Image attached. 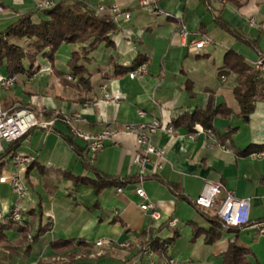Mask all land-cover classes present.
Returning a JSON list of instances; mask_svg holds the SVG:
<instances>
[{
  "label": "crops",
  "instance_id": "0c3cea01",
  "mask_svg": "<svg viewBox=\"0 0 264 264\" xmlns=\"http://www.w3.org/2000/svg\"><path fill=\"white\" fill-rule=\"evenodd\" d=\"M42 0H0L6 7L0 14V32L15 23L21 15L35 12ZM55 4L61 0H49ZM117 5L131 15L115 22L117 31L112 36L114 46L99 48L90 53L89 62H81L89 85L70 86L61 82L55 71L73 77L68 67L72 54L88 44L62 45L51 63L39 56L34 63L45 70L32 79L27 73L18 76L13 88L0 90V101L7 110L27 109L33 112L40 125L13 144H3L0 152V176L12 149L35 157L26 179L30 187L29 199H17L7 184L0 183V212L8 213L19 206L25 213L26 225L34 235L39 226L49 230L39 239L26 245L14 256L0 249V264H168L171 258L181 264H222V254L232 241L238 247L249 249L251 260L264 264V152L239 157L235 150H245L252 144L264 145V95L258 97L255 112L240 116V107L234 97L237 75L222 74L224 57L230 50L243 55L249 66L264 56V0H210V9L201 0H158L161 15H155L138 6L135 0H88L86 6L94 10ZM166 13L172 14L168 17ZM42 18L41 12L35 19ZM218 20V22H217ZM227 25L231 31L219 26ZM187 36H181L182 26ZM206 40L202 49L193 51V42ZM145 58L148 72L144 77L130 79L121 75L116 65L130 68ZM28 65V63H27ZM33 70V69H32ZM185 74H183V72ZM0 77H8L5 68ZM76 79V78H75ZM77 80V79H76ZM190 81L196 95L191 98L185 90ZM72 82V81H70ZM107 85L118 100L102 99L101 86ZM212 99L214 107L225 104L233 110L230 119H215L212 135L199 127L189 136L182 128L174 129L172 122L197 108L205 109ZM55 115H80L87 120V128L100 133L105 127L117 130L105 149L94 158L86 154V144L70 134V127ZM143 112L144 117L139 116ZM160 120L163 128L152 137L153 145L163 152L162 159L151 157L143 176L157 174L158 180L128 184L119 189L106 190L102 196L87 185H74L62 173H70L94 180L95 175L85 169L77 153L63 136L74 144L97 170L120 178L141 175L135 163L136 137L124 130L128 125L148 124ZM54 120V121H53ZM53 121L50 128L45 125ZM172 128V132L168 131ZM162 164V169L157 165ZM44 168L43 175L39 169ZM222 184L237 198L251 200V222L238 231L223 230L222 238L206 245L204 237L192 241L193 229L189 222L209 229L202 210L194 202L206 184ZM142 186L151 202L161 213V220L153 222L150 214L140 209L141 201L135 193ZM223 195L217 200L222 201ZM99 204L100 208L95 206ZM178 219L171 227L169 220ZM20 227L6 235L12 245H18ZM167 239L178 232L180 237L168 250L167 259L143 251L141 235L153 231ZM57 240H82L90 245L89 252L74 256L76 249H52ZM98 241L104 245L97 247ZM118 243H129V248ZM29 246V250H25Z\"/></svg>",
  "mask_w": 264,
  "mask_h": 264
},
{
  "label": "trees",
  "instance_id": "16d2710c",
  "mask_svg": "<svg viewBox=\"0 0 264 264\" xmlns=\"http://www.w3.org/2000/svg\"><path fill=\"white\" fill-rule=\"evenodd\" d=\"M201 1L210 9V0ZM87 2L88 0H61L51 9H36L35 12L21 15L15 23L0 32V70L5 68L8 77L23 75L32 71L34 63L39 56L53 63L62 45L88 44L80 52H74L68 62V67L77 79L76 83L67 81L61 73L55 71L63 84L79 86L82 83L87 87L90 84L85 77L88 72L81 62L91 61L88 58L89 54L96 51L101 44H105L106 47L114 46L112 36L117 31L115 18L111 14H97L86 6ZM40 12L42 18L40 20L35 19V15ZM218 24L224 29L231 31L227 25L221 22ZM145 61V58H139L130 68L116 65L115 69L117 72H120L119 74L126 75L144 64ZM182 72L185 74L184 71ZM227 73L237 75V86L234 88V97L240 107V116L252 115L255 112L258 97L264 95V77H261L253 67L247 64L243 55L234 50L228 51L224 57V67L221 75ZM185 90L191 98L196 97L190 81L186 82ZM233 114V110L225 104L214 107L212 99H210L205 109L197 108L192 114L180 116L172 122V127L174 129L182 128L189 136H192L198 133L199 127L204 130H213L215 119H230ZM46 116L50 119L56 118L62 120L53 111L47 112ZM63 137L82 160L83 167L91 171L96 178L92 180L70 173H62L63 176L74 185L92 186L98 197L111 188L119 189L128 184H140L141 181L146 180L161 181V178L157 174L150 176L139 175L135 179L105 174L91 165L90 161L83 154L84 151L74 144L73 139L66 136ZM15 149L11 151L14 150L15 152ZM235 152L239 157H249L253 154L263 153L264 145L252 144L245 150H235ZM39 171L42 175L46 173L44 168H40ZM95 208L99 209V204ZM23 215L32 216L33 211L23 213ZM203 216L210 227L209 229H204L196 223L189 222V225L193 229L192 241L195 242L198 238L204 237L206 245H213L222 238L224 230L222 222L216 215L209 216L203 213ZM17 226L20 227L19 230L22 233V237L18 245H12L8 241L6 233L15 227L17 228ZM240 228L232 227L229 229L238 231ZM47 230H49V225L43 227L40 225L37 232L30 236L31 229L29 225L23 226L16 223L5 225L0 223V248L9 252L12 258L26 245L28 240L31 243L36 242ZM179 237L180 234L176 232L171 238H159L154 233V230L141 235L142 242L148 244L157 256L161 258L165 257L166 260H168L166 257L168 250ZM51 247L55 251L76 249V252L73 254L74 256L82 253L83 249L87 252H89L87 249H90V245L82 240H57L51 244ZM29 249V246L25 248L27 251ZM252 256L253 253L249 249L238 247L236 241H232L222 254V264H260L257 261L253 262L251 260Z\"/></svg>",
  "mask_w": 264,
  "mask_h": 264
},
{
  "label": "built area",
  "instance_id": "2783aa9c",
  "mask_svg": "<svg viewBox=\"0 0 264 264\" xmlns=\"http://www.w3.org/2000/svg\"><path fill=\"white\" fill-rule=\"evenodd\" d=\"M138 6L148 12L161 15L162 12L158 8V0H135ZM55 6L53 1H43L37 5L39 10H48ZM0 11H2L0 7ZM97 14L109 13L115 21L124 16L125 21L131 19V15L126 13L121 7L114 5L111 7L98 6L94 10ZM168 17L172 14L166 13ZM181 36H187L186 27L183 25L180 32ZM206 40L193 42L192 50L198 51L206 44ZM253 68L264 77V56L260 57ZM45 70L42 66L36 65L31 72L27 74L29 79H32L37 73ZM148 72L147 65L142 64L134 71L129 73L130 79L144 77ZM68 79L76 80L73 77ZM18 76L0 77V90L6 88H13L18 82ZM102 99L107 101L118 100L120 97L109 92L107 85H102L101 88ZM143 112H139L140 117H144ZM60 116L62 121L70 127V134L72 137L82 140L86 144V154L94 158L98 153L102 152L107 143L112 140L117 130L111 126L105 127L100 133H94L87 128V120L80 115ZM58 120V119H57ZM54 121V120H53ZM53 121L47 123L45 128H50ZM40 125L37 116L27 109L19 111L4 109L0 101V152H4L3 144H13L23 139L32 129ZM163 128L160 120H153L148 124L128 125L124 128L125 131L132 133L136 137V156L135 163L141 168V176L145 173L147 167L151 165V157L155 156L162 159L163 152L158 150L152 143V137L157 131ZM172 132V128H168ZM212 135L210 130L206 131ZM35 157L23 153L11 152L4 162V169L0 176V183L10 186L12 193L17 199H29L30 187L26 179V174L29 168L35 163ZM158 169H162V164L157 165ZM142 182V181H141ZM118 192H122L119 189ZM137 197L140 199V209L150 214L153 222L161 220V213L157 206L149 200L145 189L137 185L135 189ZM223 195L222 201L218 202V198ZM195 206L202 210H214L216 216L222 222L225 230L232 227H245L251 222V200L237 198L233 192L225 191L222 184L205 185L203 191L194 202ZM19 206L14 207L8 213L0 212V223L5 225L19 224L25 225L26 217L23 215ZM171 227L178 225V219L169 220ZM104 241H98L97 247L104 245ZM120 247H129V243H118ZM143 251L150 257H153L154 252L148 244L143 246ZM170 264H181L177 259H169ZM135 264H138L137 262Z\"/></svg>",
  "mask_w": 264,
  "mask_h": 264
},
{
  "label": "rangeland",
  "instance_id": "374dc122",
  "mask_svg": "<svg viewBox=\"0 0 264 264\" xmlns=\"http://www.w3.org/2000/svg\"><path fill=\"white\" fill-rule=\"evenodd\" d=\"M43 1H49V0H42V1H40L39 3H41V2H43ZM0 7H1V9H2V11H0V14L1 13H4L5 12V10H6V7L4 6V4L3 3H0ZM94 10H96V8L94 9ZM73 83H76L77 82V80H71ZM79 86H84L82 83H80L79 84ZM213 211V213H212V215H216L215 214V211L214 210H212ZM26 225V224H25ZM25 225H23V226H25ZM30 236H32V235H30ZM29 241V240H28ZM144 245H145V243H144ZM130 247V246H129ZM129 247H127V248H129ZM124 248H126V247H124ZM1 249V248H0ZM154 256V255H153ZM168 264H170L169 262H168Z\"/></svg>",
  "mask_w": 264,
  "mask_h": 264
},
{
  "label": "water",
  "instance_id": "95a60500",
  "mask_svg": "<svg viewBox=\"0 0 264 264\" xmlns=\"http://www.w3.org/2000/svg\"><path fill=\"white\" fill-rule=\"evenodd\" d=\"M262 13H264V9H263ZM246 118H248V117L246 116Z\"/></svg>",
  "mask_w": 264,
  "mask_h": 264
}]
</instances>
